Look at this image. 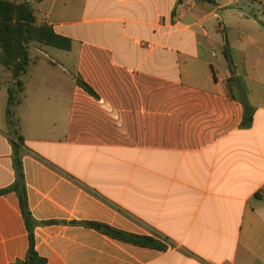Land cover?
Wrapping results in <instances>:
<instances>
[{"label":"crops","instance_id":"1","mask_svg":"<svg viewBox=\"0 0 264 264\" xmlns=\"http://www.w3.org/2000/svg\"><path fill=\"white\" fill-rule=\"evenodd\" d=\"M23 2L70 40L27 46L13 125L15 80L0 65V190L21 137L45 264H264V0ZM27 249L18 198L0 193V264Z\"/></svg>","mask_w":264,"mask_h":264},{"label":"trees","instance_id":"2","mask_svg":"<svg viewBox=\"0 0 264 264\" xmlns=\"http://www.w3.org/2000/svg\"><path fill=\"white\" fill-rule=\"evenodd\" d=\"M195 1L213 2V0ZM30 43H38L40 45L66 51L70 49V40L68 38L54 33L49 25L35 24L33 12L27 2L17 4L10 0H0V65L9 70L12 78L15 80L13 88L7 90L8 98L5 116L8 125H13L11 107L16 102L15 94L21 89V83L18 77L26 71L29 62L27 46ZM224 55L227 58L230 68L231 61L229 60L226 46L224 48ZM78 85L85 91L92 93L87 85L81 81H78ZM241 104L244 109L242 125L247 126L251 121L252 109L249 107L244 97H241ZM21 144V137H17L14 141H11L15 178L10 187L0 190V193L6 191L15 192L18 198L21 215L28 232V249L25 258L23 261H17L14 264H45V260L39 257L34 249L33 229L36 222L31 217L27 205L26 189L18 156ZM85 225L112 238L135 245L151 247L158 250H165L166 248L164 244L150 237L128 235L98 223H85Z\"/></svg>","mask_w":264,"mask_h":264},{"label":"rangeland","instance_id":"3","mask_svg":"<svg viewBox=\"0 0 264 264\" xmlns=\"http://www.w3.org/2000/svg\"><path fill=\"white\" fill-rule=\"evenodd\" d=\"M10 1L15 3V1H17V0H10ZM20 1H23V0H20ZM48 49H49V51H56V50H54V48H48ZM50 53H52V52H50Z\"/></svg>","mask_w":264,"mask_h":264}]
</instances>
